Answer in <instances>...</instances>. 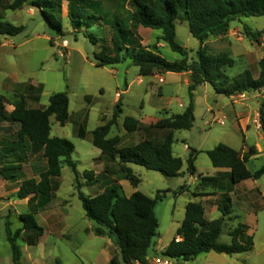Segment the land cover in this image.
<instances>
[{"label": "rangeland", "instance_id": "rangeland-1", "mask_svg": "<svg viewBox=\"0 0 264 264\" xmlns=\"http://www.w3.org/2000/svg\"><path fill=\"white\" fill-rule=\"evenodd\" d=\"M14 1L0 0V18L15 26L25 27V31L18 36H0V95L5 96L9 102L6 106L7 116L13 111V104L22 98L27 101L28 108L46 109L52 95L67 93L70 99V122L61 126L54 116L51 117L52 136L67 139L75 145L73 160L79 172L77 176L64 165L54 200L45 210L34 214L39 225L45 229L40 243L29 246L22 237L18 240L22 248V264H111L112 257L117 254L116 247L113 243L111 245L109 238L94 234L96 224L87 217L79 199V189L87 196H96L105 187L102 181L91 185L84 177L85 171H92L94 176L104 174L107 165L100 157V149L92 144V133L113 118L115 106L121 101L123 113L109 137L121 136L119 147L136 145L148 135L144 130L127 133L123 127L125 119L133 117L149 125L173 114H182L189 103V91L185 78L174 73L140 77L139 69L129 61L116 66L96 67L95 54L101 51V47L92 43L84 34L76 35L78 33L71 27L68 17L69 3L81 4L90 15L95 11L100 18L104 16L101 28L84 29L90 35L105 29L110 36V23L117 17L132 29L143 47L161 54L170 62L179 61L182 57L161 40V31L133 27L131 20L135 9L131 0H51L59 5L56 14L63 24L59 31L46 22L43 13L34 6L32 0L20 10H7V6ZM176 27L177 42L190 51L189 59L195 58L199 42L191 35L188 24L180 20ZM206 44L210 53L225 52L234 60L232 68H224L230 79L246 70L257 78L261 72L260 62L264 60V17H239L231 23L226 36H211ZM159 76L166 82L160 83ZM259 93H245L242 94L244 96L230 99L216 94L211 85L201 86L196 92L194 127L188 131L175 132L173 151L184 160V175L166 178L158 172L132 166L141 181L138 191L152 198L158 191H171L156 207L160 221L156 242L166 245L175 237L176 230L185 218L188 203L211 197L201 192L194 181L190 192L177 196L174 193L190 181L187 162L190 151H185L186 144L198 151L212 150L219 144L241 149L245 144V136L235 120L237 114L243 120V126L249 125L247 145H261L264 152V141L261 140L263 134L256 128V122L260 119L259 102L262 99ZM170 101H173L171 106ZM168 107L171 111L168 110L167 114L165 109ZM210 107L217 114L219 122H224L223 125H211L214 114ZM83 127L86 132L84 139L78 136ZM19 130L20 125L9 119L0 121V264H14L6 236V223L11 224V230L15 233L22 228L20 215L35 210L37 199L34 196L25 200L18 199L20 185L24 180H39L47 165L42 151H35L27 139H19ZM163 132L154 129L150 136L160 141L165 134ZM109 166L113 180L120 178L118 165L111 163ZM263 166L264 155L254 158L248 164L251 172ZM194 167L197 177L200 174L215 176L216 168L205 153L196 156ZM8 168L19 169L9 171ZM224 182L233 192V212L227 218L219 242L231 243L230 232L238 225L245 224L249 228L248 235L253 237V248L235 256L214 252L202 254L198 262L264 264V198L261 199L253 180L234 186L229 178L224 179ZM118 183L126 196L130 195V189H134L128 181ZM258 187L264 192V176L258 181ZM205 202L207 207L212 205L208 200ZM220 217L221 212L213 216L210 212L208 219ZM156 247L158 250L152 256L163 253L159 245ZM172 264L184 262L173 260Z\"/></svg>", "mask_w": 264, "mask_h": 264}, {"label": "trees", "instance_id": "trees-1", "mask_svg": "<svg viewBox=\"0 0 264 264\" xmlns=\"http://www.w3.org/2000/svg\"><path fill=\"white\" fill-rule=\"evenodd\" d=\"M29 0H15L7 6V10H20ZM34 6L43 13L46 22L61 30L63 24L56 14L58 4L51 0H32ZM135 11L132 14L134 28L144 27L161 31V40L182 59L176 62L167 61L161 54L142 46L137 35L130 27L117 17L111 21L110 36L105 29L97 30V34H88L84 29L101 28L104 16L88 14L81 4L69 3L68 17L71 27L78 34H84L90 41L101 47L95 54L96 67L116 66L130 62L139 69L141 77H153L165 73H189V104L182 114L159 120L150 126H144L133 117H127L123 123L127 133L144 130L151 133L154 129L165 131L162 140L148 137L136 145L119 147L121 137L109 138L113 127L118 126L123 113L121 101L115 106L113 118L99 126L92 133V144L101 150V158L105 160L104 174L94 176L92 171H85L84 177L94 185L104 183L105 187L96 196H87L79 189V199L87 217L96 224L93 232L98 237L109 238L116 247L117 254L111 264H149L151 251L159 237L160 221L156 215V207L163 202L170 190L158 191L154 198L135 191L130 197L123 193L119 181H128L136 189L140 179L135 175L133 165L160 173L166 178H177L184 175V161L174 154L175 132L191 130L195 122L196 92L206 84L212 86L216 94L228 98L245 93L261 92L264 89V60L260 62L261 72L257 78L246 70L230 79L224 68H232L234 60L228 53L212 54L206 41L211 37L226 36L235 19L264 17V0H131ZM50 9L51 11H48ZM188 24L193 38L199 42L195 58L189 59L188 51L177 42V21ZM25 31L24 26H15L0 18V36L15 37ZM110 38H108V37ZM9 104L5 96L0 95V121L8 119L20 125L19 139H27L35 151H42L47 165L39 176V180L22 181L17 192L20 200L34 196L37 199L35 210L20 215L22 228L15 233L11 224L6 223V236L12 251L14 264H22V248L18 243L20 237L29 246L40 243L45 229L35 218L36 211L45 210L55 198L59 189L58 180L62 176L64 165L78 176L77 164L73 160L75 145L67 139L52 136L51 117H55L61 126L70 122V99L67 93H56L50 97L46 109L28 108L27 101L22 98L13 104V111L7 116L6 106ZM11 104V103H10ZM261 132L264 137V100L259 110ZM86 137L85 128L78 135ZM188 174L195 173L194 162L200 153L189 148ZM213 167L229 169L228 176L233 185L248 179L259 180L264 176V166L252 173L248 162L258 154L255 146L242 155L226 144H219L205 152ZM116 163L120 178L113 180L109 164ZM19 168H8L9 171ZM15 178L14 175L11 176ZM100 177V178H99ZM205 185L225 189L220 177H203ZM188 185H182L175 195L183 194ZM222 217L209 220L201 203L190 202L186 206L185 218L177 230L176 237L163 251L164 257L171 260L194 262L200 255L215 252L218 254L237 255L247 253L253 248V237L248 235L249 228L240 224L230 232L232 242H219L223 234L227 218L232 215V199L226 194L219 205ZM180 238V240H178Z\"/></svg>", "mask_w": 264, "mask_h": 264}, {"label": "crops", "instance_id": "crops-1", "mask_svg": "<svg viewBox=\"0 0 264 264\" xmlns=\"http://www.w3.org/2000/svg\"><path fill=\"white\" fill-rule=\"evenodd\" d=\"M142 27V26H141ZM165 74H173V73H165ZM174 74H176V75H178L179 77H183V78H185V84L187 85V87H189V85H190V74L189 73H181V74H178V73H174ZM157 75H163V74H156L155 76H157ZM141 77V76H140ZM159 78H163V77H161V76H159ZM164 79V78H163ZM166 82V80L164 79V83ZM209 84H206V85H203V86H205V87H207ZM128 91V90H127ZM126 91V92H127ZM122 94H123V92H122ZM248 94V93H247ZM245 95V94H244ZM259 95H260V97L264 100V97H263V93H262V91L259 93ZM231 98H233V97H231ZM230 98V99H231ZM262 99L260 100V102H259V106H261V102H262ZM117 101H119V99H117ZM172 102L173 101H170V103H169V106H171V104H172ZM189 104V103H188ZM188 106V105H187ZM187 106H186V108H187ZM196 106H197V100H196ZM170 107H168L167 109H165L166 111V113L168 114L169 113V111H171L170 109H169ZM186 108H185V110H186ZM169 110V111H168ZM184 110V111H185ZM210 111H211V113H213V108L212 107H210ZM12 112V111H11ZM10 112V113H11ZM214 114V113H213ZM173 115H176V114H173ZM173 115H171V116H173ZM170 116V117H171ZM169 118V117H168ZM218 118V116H217V114H214V117H213V120H212V123H211V125H214V124H220L219 123V119H217ZM161 120V119H160ZM235 120L238 122V124H239V128H240V130H241V132L243 133V135L245 136V139H244V146L241 148V149H235L236 151H238V152H241L242 153V155H245L247 152H248V150H249V147L250 146H254V145H250V146H248L247 145V143H246V135L248 134V132H249V125L247 126V127H245V126H243V120L240 118V115H237L236 114V116H235ZM138 121H140V120H138ZM159 120H156V121H154V122H151V123H153V124H155V123H157ZM141 122V121H140ZM141 124H143L142 122H141ZM144 126H150V125H152V124H149V125H145V124H143ZM222 125V124H221ZM114 128V127H113ZM112 128V129H113ZM256 128H257V130L258 131H261V125H260V119H259V121L257 120V122H256ZM112 132V131H111ZM127 132V131H126ZM163 133H165V132H163ZM111 134V133H110ZM131 134H133V133H131ZM147 137L146 138H148V137H151L150 135V133H147ZM110 136V135H109ZM121 137V136H120ZM174 137H175V135H174ZM110 138V137H109ZM145 138V139H146ZM151 138H153V137H151ZM261 140L262 141H264V137H263V135L261 136ZM121 142H122V138H121ZM175 142V141H174ZM229 146V145H228ZM231 147V146H230ZM256 148H257V151H258V154L256 155V156H254L252 159H250V161L251 160H253L254 158H256V157H258V156H261V155H264V152H263V150H262V146L261 145H256L255 146ZM189 148H190V146L188 145V144H186L185 145V151L186 152H189ZM234 149V148H233ZM101 151V150H100ZM206 151H208V150H199V154H201V153H205ZM175 154V153H174ZM198 154V155H199ZM206 154V153H205ZM101 157V156H100ZM179 157V156H178ZM184 161V160H183ZM249 161V162H250ZM249 162H248V164H249ZM247 164V165H248ZM249 169V168H248ZM228 172H229V169H222V168H216V172H215V176H204V175H202V174H200L198 177H197V175H196V171H195V173L194 174H192V175H190V181H189V183L187 184H184V185H188V189L185 191V192H190L191 191V189H192V182L194 181V184H196L197 183V185H198V187H199V189L201 190V192H204V193H206V194H208V195H211V197H209V199H205V198H203V199H201V198H199V200L198 201H191V202H197V203H201V204H203V206H204V208H205V211H206V217L208 218V216H209V213L211 212L212 213V216L216 213V212H220V210H219V205L221 204V202H222V200H223V198H224V196L226 195V194H228L230 197H231V195L233 194V192L232 191H230L231 189H230V186L229 185H227L225 182H224V179H227V178H229V176H228ZM252 173H255V172H252ZM203 177H220L221 179H222V182H223V186L225 187V189H218V188H214V187H211V186H208V185H205L204 183H202V178ZM230 180V179H229ZM248 180H253V179H248ZM248 180H246V181H248ZM260 180V179H259ZM259 180H253V181H255V186H256V188H258L259 189V193H260V197H261V199L262 198H264V192H262V191H260V187H258V181ZM121 183H123V182H126V181H120ZM243 182H245V181H243ZM242 183V182H241ZM241 183H239V184H236V185H240ZM232 184V183H231ZM233 185V184H232ZM234 186V185H233ZM233 186H231V187H233ZM196 188V187H195ZM138 190V188H134V189H130V191H129V193H130V195L129 196H127V197H130L135 191H137ZM184 192V193H185ZM200 192V193H201ZM193 196H194V193H193ZM152 198V197H151ZM195 198H197V197H195ZM212 199V200H211ZM231 199H232V212H233V198L231 197ZM206 200H208V202H210L212 205L210 206V207H207L206 206ZM211 200V201H210ZM187 206V205H186ZM48 207V206H47ZM217 219H219V218H217ZM210 220H214V219H210ZM183 222V221H182ZM179 229V228H178ZM177 229V230H178ZM177 230H176V233H177ZM175 237H176V235H175ZM174 237V238H175ZM173 238V239H174ZM173 239H171L170 240V242L169 243H167L166 245H163V243L162 242H156V245H159L160 246V248H161V250L162 251H165L166 250V248L169 246V244L171 243V241L173 240ZM178 240H180V238H178ZM230 244V243H229ZM111 245H112V242H111ZM158 250V248L156 247V248H153L152 249V251H151V255H150V257L152 256V254L154 253V251H157ZM212 253V252H211ZM215 253V252H214ZM223 255H226V254H223ZM233 256H235V255H233ZM199 257H201V255L199 256ZM199 257L194 261V262H192V263H185V264H199ZM134 264H139L138 262H135Z\"/></svg>", "mask_w": 264, "mask_h": 264}, {"label": "built area", "instance_id": "built-area-1", "mask_svg": "<svg viewBox=\"0 0 264 264\" xmlns=\"http://www.w3.org/2000/svg\"><path fill=\"white\" fill-rule=\"evenodd\" d=\"M160 83H164L163 78H159ZM242 95V94H241ZM244 96V95H242ZM220 124H224L223 121L219 122ZM172 261L170 258L164 257L162 254L161 255H154L149 257V264H172Z\"/></svg>", "mask_w": 264, "mask_h": 264}]
</instances>
